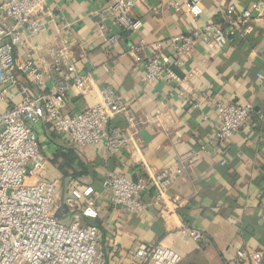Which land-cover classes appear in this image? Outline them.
Masks as SVG:
<instances>
[{
    "label": "crops",
    "instance_id": "1",
    "mask_svg": "<svg viewBox=\"0 0 264 264\" xmlns=\"http://www.w3.org/2000/svg\"><path fill=\"white\" fill-rule=\"evenodd\" d=\"M188 1L137 0L129 16L142 21V27L125 31L108 10L112 0H51L45 7L44 31L28 38L29 47L17 52L20 61L30 54L46 60L37 61L44 71L42 88L29 83L35 92L69 85L64 114L98 104L104 86H111L132 108V121L119 113L109 123L132 138L117 154L103 143L77 147L44 120L33 125L45 160L44 175L62 191L68 184L94 186L99 216L87 222L100 227L107 264H137L128 251L141 242L174 250L181 256L177 264H264V0H202L197 21L188 14ZM232 4L253 13L236 39L221 49L198 46L187 68L175 69L174 82L145 85L142 63L152 55L150 44L166 50L171 37L194 26L224 24ZM101 12L106 13L103 22ZM110 36H117L118 42L108 43ZM52 49L64 50L59 69L53 66ZM82 76L85 80L77 83ZM9 95L11 103L20 100L15 90ZM228 102L249 104L253 113L246 127L219 140L214 137L217 108ZM68 151L76 156L72 168L66 167L68 175L79 172L80 164L88 173L63 176L58 162L64 159L56 164L52 159ZM167 167H179L181 173L159 198L153 186L143 195L147 208L140 215L113 206L109 191L102 188L110 174L137 179ZM67 215L61 219L68 220ZM185 223L203 237L195 240L182 233ZM241 249L249 257L238 261Z\"/></svg>",
    "mask_w": 264,
    "mask_h": 264
},
{
    "label": "built area",
    "instance_id": "2",
    "mask_svg": "<svg viewBox=\"0 0 264 264\" xmlns=\"http://www.w3.org/2000/svg\"><path fill=\"white\" fill-rule=\"evenodd\" d=\"M50 1L6 0L0 7V264H107L100 227L87 222L99 216L94 186L68 184L62 196L58 182L42 177L40 171L45 160L33 125L44 120L54 132L68 137L77 147L103 143L109 153L117 154L132 138L116 126L109 128L110 120L122 113L132 121L134 113L111 86L101 88L98 104L74 114L63 113L67 83L38 93L30 87V82L40 89L44 85L42 64L37 61L44 64L46 60L30 54L20 61L17 52L19 48L29 47L28 38L38 37L44 31L45 7ZM136 2L112 0L108 8L125 31L142 27V21L129 16ZM186 7L192 21H197L204 8L202 0H189ZM227 11L224 24L208 21L194 26L171 37L166 50L159 43L150 44L152 55L142 63L145 85L174 82L175 69L185 70L198 46L221 49L233 41L253 13L249 8L240 10L233 4ZM100 15L102 22L105 21L106 13ZM100 28L103 31L104 24ZM107 41L116 44L118 38L110 36ZM64 54L59 49L50 55L56 69ZM69 70L75 72V67L70 65ZM84 80L82 76L76 82ZM10 90L16 91L18 102H9ZM217 110L219 125L214 137L219 140L229 139L246 127L253 113L251 105L235 102L222 103ZM180 173L179 167H167L149 177L131 179L119 172L108 175L101 184L109 191L113 206L140 215L147 208L143 195L153 186L159 198ZM61 201L68 207V220L56 217ZM181 231L192 234L195 240L203 237L190 225L184 224ZM128 252L137 264H177L181 260L177 252L159 244L141 242ZM247 257V250L237 251L236 260Z\"/></svg>",
    "mask_w": 264,
    "mask_h": 264
},
{
    "label": "trees",
    "instance_id": "3",
    "mask_svg": "<svg viewBox=\"0 0 264 264\" xmlns=\"http://www.w3.org/2000/svg\"><path fill=\"white\" fill-rule=\"evenodd\" d=\"M237 35L235 36L234 39H236ZM62 157L64 159V162H58L59 158ZM76 160V156L74 154V152L72 151H68V153L64 156H61L60 154H56L54 156V158L52 159V162L54 164H56L58 162V168L61 171V173L63 174V176H72L73 178L81 176L83 174L88 173V168L86 166H84L83 164H80V166H82V169L79 172H73L71 175H68L69 172L66 170V167H71V164L74 163V161ZM102 183V182H101ZM186 225H190L189 223H185Z\"/></svg>",
    "mask_w": 264,
    "mask_h": 264
},
{
    "label": "water",
    "instance_id": "4",
    "mask_svg": "<svg viewBox=\"0 0 264 264\" xmlns=\"http://www.w3.org/2000/svg\"><path fill=\"white\" fill-rule=\"evenodd\" d=\"M64 190L62 191V196L64 195ZM64 213H68V207L65 204L64 201H61L60 206L58 207L57 211H56V217H58L59 219L63 218V214Z\"/></svg>",
    "mask_w": 264,
    "mask_h": 264
},
{
    "label": "rangeland",
    "instance_id": "5",
    "mask_svg": "<svg viewBox=\"0 0 264 264\" xmlns=\"http://www.w3.org/2000/svg\"><path fill=\"white\" fill-rule=\"evenodd\" d=\"M40 172H42V170H41ZM41 176L44 177V178H47V179L51 180L50 178L46 177V175H44L43 172H42ZM60 203H61V202H60Z\"/></svg>",
    "mask_w": 264,
    "mask_h": 264
}]
</instances>
